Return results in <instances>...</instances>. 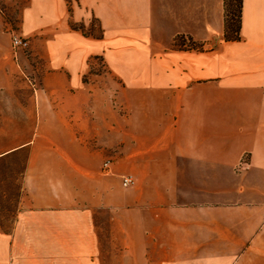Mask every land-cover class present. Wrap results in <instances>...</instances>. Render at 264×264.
<instances>
[{
    "label": "crops",
    "instance_id": "1",
    "mask_svg": "<svg viewBox=\"0 0 264 264\" xmlns=\"http://www.w3.org/2000/svg\"><path fill=\"white\" fill-rule=\"evenodd\" d=\"M231 2L27 0L16 29L27 52L0 15V119L14 112L30 131L0 144V168L25 153L0 264H264V0H241L233 36ZM180 36L194 47H171ZM99 58L115 80L91 72ZM99 131L135 138L110 170L121 195L99 177ZM105 206L111 248L125 251L109 263Z\"/></svg>",
    "mask_w": 264,
    "mask_h": 264
},
{
    "label": "rangeland",
    "instance_id": "2",
    "mask_svg": "<svg viewBox=\"0 0 264 264\" xmlns=\"http://www.w3.org/2000/svg\"><path fill=\"white\" fill-rule=\"evenodd\" d=\"M27 0H0V15L3 17L4 22L6 23V27L9 28V44L11 45V34H18L16 29L18 27V21H19V13L21 10V5H25ZM239 15V0H232L231 5L229 6V12L227 17V25L229 28V36H233L232 31H234L235 26L237 25V18ZM88 30V29H86ZM95 32H98L97 26L94 27ZM19 35V34H18ZM21 36V35H20ZM23 37V36H22ZM235 37V36H234ZM26 38V37H24ZM28 40V38H26ZM29 42V40H28ZM179 45H181V42L179 39L175 41L171 47L178 48ZM194 44L191 42H185L182 44V48H193ZM12 48V47H11ZM29 48V46H28ZM26 50H17L21 52H27ZM94 74H99V80H104L112 78L115 80V77H113L105 68L101 58H99L97 62V68H95L93 71ZM104 77V79L102 78ZM18 80H22L23 78L17 77ZM27 80L30 82L31 87L34 88L35 86V78L34 76H27ZM22 91V89H21ZM16 95V91H12L9 96ZM8 106H13L12 104H8ZM118 112L121 115L127 114V108L124 104H121L119 102L117 106ZM12 116V117H11ZM15 113H9L8 119H0V144L7 143L8 146H11L23 138L27 137L30 133V131H20L19 129H16L18 127H24L26 124H29V121H17L15 118ZM127 117V116H126ZM125 117V119H126ZM120 121V125L122 127V124L127 126V120ZM136 122L143 123V120H136ZM5 128H8L9 131H4ZM12 129V130H10ZM130 131H99V177L104 179V186L105 191L108 192H114L119 193L120 195L123 193V188L121 186H118L117 182L119 183L118 175L113 174L110 172L111 168L113 167L114 163L117 161L118 157L120 156L119 147L121 145L128 143L131 141V143L135 142V138L131 139L128 136V133ZM142 138V137H141ZM89 143H96V137H89ZM128 139H130L128 141ZM143 139V138H142ZM3 146V145H2ZM25 159V153L21 152L18 154V156L13 157L11 160H8V166L6 168H0V176L2 174H6L7 176V184H6V191L7 196L5 198V184L2 181V184L0 185V215L5 216L3 217V221H6L3 223L4 228H6L9 224V220L11 219L12 214L15 211L16 206V197L19 191L20 186V179H21V171L23 168V160ZM109 160L110 166L107 171H105L104 168V162ZM246 161V156H243L240 160V162L244 163ZM239 162V163H240ZM238 170L241 169V165H238ZM2 173V174H1ZM121 180V179H120ZM126 188V187H125ZM110 206V205H109ZM109 206H105L103 210L99 211L98 216V222H99V239H100V245H101V257L102 259L109 263L110 262V256L112 255V252L115 251L117 253L125 254V251L120 249V251L113 250L111 248L110 243V227H111V220H110V214L111 210L109 209ZM5 218V219H4ZM124 252V253H123Z\"/></svg>",
    "mask_w": 264,
    "mask_h": 264
},
{
    "label": "built area",
    "instance_id": "3",
    "mask_svg": "<svg viewBox=\"0 0 264 264\" xmlns=\"http://www.w3.org/2000/svg\"><path fill=\"white\" fill-rule=\"evenodd\" d=\"M10 40H11V47L13 49V51H17V50H26L28 49V46H29V42L26 38L18 35V34H11V37H10ZM110 161L107 160L104 162V168H105V171L108 170L109 166H110ZM239 166L242 165V162H240L238 164ZM134 183V178L132 175H124L121 177V185L123 187H128L130 185H132Z\"/></svg>",
    "mask_w": 264,
    "mask_h": 264
},
{
    "label": "trees",
    "instance_id": "4",
    "mask_svg": "<svg viewBox=\"0 0 264 264\" xmlns=\"http://www.w3.org/2000/svg\"><path fill=\"white\" fill-rule=\"evenodd\" d=\"M240 6H241V0H239V11H240ZM238 17H239V15H238ZM237 20H239V18H237ZM69 26L72 29L81 31L84 35H87V36H96V37H101L102 36V32H101L100 28H98V27H97L98 28V32H95L94 26H92L88 30H86L82 23L70 22ZM234 38H237V37H234ZM179 41L181 42V45H179L178 48L183 49L182 48V44L184 43V37L180 36L179 37Z\"/></svg>",
    "mask_w": 264,
    "mask_h": 264
}]
</instances>
